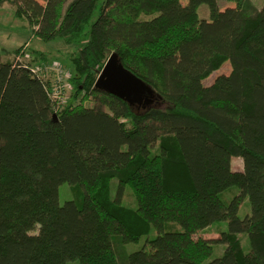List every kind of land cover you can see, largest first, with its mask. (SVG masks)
Returning <instances> with one entry per match:
<instances>
[{
    "label": "trees",
    "instance_id": "16d2710c",
    "mask_svg": "<svg viewBox=\"0 0 264 264\" xmlns=\"http://www.w3.org/2000/svg\"><path fill=\"white\" fill-rule=\"evenodd\" d=\"M229 1L0 0L38 40L72 47L74 89L57 105L26 41L0 60V264H264V5ZM113 52L151 96L129 104L94 87ZM225 61L230 71L204 84ZM63 183L82 192L59 204ZM126 185L133 208L120 202ZM231 186L239 192L225 204ZM244 198L250 212L239 217ZM218 220L219 237L202 236ZM214 243L223 251L209 260Z\"/></svg>",
    "mask_w": 264,
    "mask_h": 264
},
{
    "label": "rangeland",
    "instance_id": "374dc122",
    "mask_svg": "<svg viewBox=\"0 0 264 264\" xmlns=\"http://www.w3.org/2000/svg\"><path fill=\"white\" fill-rule=\"evenodd\" d=\"M182 3L185 2V0H181ZM218 7L220 10H223L226 6H234L233 1L229 0H216ZM252 3L257 7L261 8L264 5V0H251ZM8 2L3 3L0 6V60H8L13 58L12 50L19 44L23 43L24 41L27 42L26 47H31L33 49L30 53L29 57L32 59V66H38V73L43 77V79L46 82V85H48V88L50 87V92L52 89V85L56 80V74L52 70L53 69V63L57 62L64 71H68L70 76L68 78V87L64 89L62 96L58 94L59 100L61 103H58V105L65 104L67 102H70L72 100L73 96V84L71 83V66L65 59V55L67 52L72 50V47L70 45L64 44L60 40H54L51 42H42L38 40L36 37L33 36L30 27L26 25L21 19H18L13 14H11V9L9 8ZM197 14L199 19H208L209 17V8L207 4H200L197 7ZM14 16V17H13ZM153 15L147 14L142 15V19H150ZM41 52L46 56V60L39 59V55L37 52ZM39 57V58H38ZM230 71V64L229 61H225L222 63V65L213 70L211 73H209L203 80L204 84H209L213 80V78L221 73L227 74ZM57 98L56 96H54ZM81 99V96L78 94L77 101ZM84 105L86 106H92L93 101L92 99L89 100H83ZM57 102V100H56ZM230 167L234 170H239L242 168V159L237 156H232L230 160ZM69 185L67 183H63L58 187V202L59 204H62L64 201L69 199H75L78 198L81 194L82 190L78 186ZM118 182L115 178L111 179L110 181V194L112 197H115L117 192ZM239 192V189L236 186L228 187L227 189L223 190L221 193H219V196L221 200L226 204L229 202V200ZM120 202L128 207H135L136 201L135 198L130 190V188L126 185L122 191H121V198ZM250 212V205L247 198H244L242 203L240 204V207L238 209V216L243 217L246 214ZM17 216H20V214H17ZM23 222L24 227L29 232H40L43 228L40 225L35 224L32 221H29L27 219H21ZM20 220V221H21ZM173 229H180L179 225L175 223L168 224ZM168 228V227H167ZM226 229V221L224 220H218L214 222L213 224L209 225L205 230H203L204 237H213L218 238L219 233L222 230ZM156 234V230L152 228L150 233L147 235L148 237H153ZM145 236H142L139 238L137 242H129L124 244V248L126 252H131L134 250L139 249L145 242ZM238 238L240 240L241 246L245 252L249 251V242L247 235L245 233H239ZM224 245L221 243H214L213 244V250L212 255L210 256L209 260L219 256L223 251ZM65 264H79L77 260H68Z\"/></svg>",
    "mask_w": 264,
    "mask_h": 264
},
{
    "label": "water",
    "instance_id": "95a60500",
    "mask_svg": "<svg viewBox=\"0 0 264 264\" xmlns=\"http://www.w3.org/2000/svg\"><path fill=\"white\" fill-rule=\"evenodd\" d=\"M94 87L124 99L129 104H131L133 97L151 96L153 93L144 81L121 63L115 52L108 56L94 83Z\"/></svg>",
    "mask_w": 264,
    "mask_h": 264
},
{
    "label": "built area",
    "instance_id": "2783aa9c",
    "mask_svg": "<svg viewBox=\"0 0 264 264\" xmlns=\"http://www.w3.org/2000/svg\"><path fill=\"white\" fill-rule=\"evenodd\" d=\"M25 58H28V55L25 54L24 56ZM19 58V56L17 57ZM21 59V58H19ZM31 70L33 73H35L36 75H38L39 77H41V75L38 73V66H30ZM55 74H56V80L52 85V89L50 92V87L48 88V85H46L45 83V88L47 90L48 95L54 99L57 100V105L58 103H61L60 100L58 99L59 96L58 94H60L62 96L64 89H66L68 87V78L70 76L69 72L66 70L64 71V69L57 64V62L53 63V69H52ZM54 96H56L57 98H55Z\"/></svg>",
    "mask_w": 264,
    "mask_h": 264
}]
</instances>
